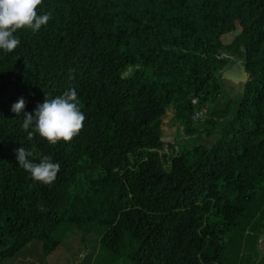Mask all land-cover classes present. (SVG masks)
<instances>
[{
  "label": "trees",
  "instance_id": "trees-1",
  "mask_svg": "<svg viewBox=\"0 0 264 264\" xmlns=\"http://www.w3.org/2000/svg\"><path fill=\"white\" fill-rule=\"evenodd\" d=\"M37 11L52 13L48 24L0 49V264L28 245L58 257L65 228L82 232L87 258L110 264H243L246 251L257 264L264 0H43ZM228 55L248 79L232 106L214 110ZM72 87L86 116L79 134L29 140L12 105L22 97L32 113ZM169 110L188 138L181 146L162 140ZM20 147L60 163L52 185L19 167ZM87 166L97 173L83 180Z\"/></svg>",
  "mask_w": 264,
  "mask_h": 264
},
{
  "label": "clouds",
  "instance_id": "clouds-1",
  "mask_svg": "<svg viewBox=\"0 0 264 264\" xmlns=\"http://www.w3.org/2000/svg\"><path fill=\"white\" fill-rule=\"evenodd\" d=\"M42 3L43 0H0V49L13 52L21 43L14 35L18 30L30 29L35 33L48 24L52 13L38 14L37 11ZM79 105L77 89L72 87L53 99L46 98L32 113L24 111L26 105L22 97L12 105L11 111L17 116L23 112L22 128L29 140L38 133L55 145L59 141H71L83 129L86 116ZM16 159L33 180L45 185H52L61 170L60 163L54 162L51 155L37 153L34 147L16 149Z\"/></svg>",
  "mask_w": 264,
  "mask_h": 264
},
{
  "label": "rangeland",
  "instance_id": "rangeland-1",
  "mask_svg": "<svg viewBox=\"0 0 264 264\" xmlns=\"http://www.w3.org/2000/svg\"><path fill=\"white\" fill-rule=\"evenodd\" d=\"M233 36H225L223 38L224 43L228 44L232 40ZM230 60L229 67H233L237 64L239 59L235 56L228 55ZM242 63V62H241ZM217 82L220 85L221 94L214 104V110H220L227 105L232 106L234 101L241 97L243 93V83L234 84L225 79L218 78ZM204 110L202 117L199 119H207L209 115ZM219 113H214L213 118L218 119ZM165 121L162 128V140L166 143L180 142L184 144L187 141V137L182 135V126L173 120V112L169 110L165 117ZM223 119V118H220ZM209 143V141H205ZM97 173L96 169L93 167H85L83 171V180L91 177ZM88 239V237H87ZM262 242L258 248L260 255L258 257V263L264 264V235L260 236ZM87 241L86 243L82 241V232L74 228H65L61 231L59 235V245L57 247L60 255L58 257L46 256L43 252L41 245H28L26 248L22 249L12 258L5 260L2 264H110V260L103 257V254L99 257H94L89 259L87 255ZM245 257L243 258V264H247V251L245 252ZM254 256V254H253ZM252 258V254L249 256ZM257 263V264H258Z\"/></svg>",
  "mask_w": 264,
  "mask_h": 264
},
{
  "label": "water",
  "instance_id": "water-1",
  "mask_svg": "<svg viewBox=\"0 0 264 264\" xmlns=\"http://www.w3.org/2000/svg\"><path fill=\"white\" fill-rule=\"evenodd\" d=\"M222 78L234 84H238V83L246 84L248 75L242 63L237 62L235 66L228 67L223 70Z\"/></svg>",
  "mask_w": 264,
  "mask_h": 264
},
{
  "label": "built area",
  "instance_id": "built-area-1",
  "mask_svg": "<svg viewBox=\"0 0 264 264\" xmlns=\"http://www.w3.org/2000/svg\"><path fill=\"white\" fill-rule=\"evenodd\" d=\"M191 102H192V104H196L197 100H196V99H192ZM203 113H204V110L201 111V112H196V113L194 114V116H193V120H194V121L199 120V119L202 117ZM173 150H174L175 152H177V151H178V146H174ZM166 152H167V150H166Z\"/></svg>",
  "mask_w": 264,
  "mask_h": 264
},
{
  "label": "crops",
  "instance_id": "crops-1",
  "mask_svg": "<svg viewBox=\"0 0 264 264\" xmlns=\"http://www.w3.org/2000/svg\"><path fill=\"white\" fill-rule=\"evenodd\" d=\"M164 121H165V119H164ZM163 128H165V126H163Z\"/></svg>",
  "mask_w": 264,
  "mask_h": 264
}]
</instances>
